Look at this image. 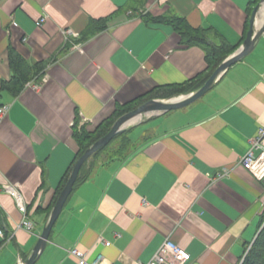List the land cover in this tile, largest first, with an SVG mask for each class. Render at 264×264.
<instances>
[{"label": "crops", "instance_id": "0c3cea01", "mask_svg": "<svg viewBox=\"0 0 264 264\" xmlns=\"http://www.w3.org/2000/svg\"><path fill=\"white\" fill-rule=\"evenodd\" d=\"M251 1L141 4L144 13L209 30L233 52L248 30ZM134 6L0 0V106H9L0 122V264H22L30 255L74 162L76 120L91 131L117 104L207 73L201 47L181 45L168 23L152 24ZM14 76L22 82L16 93L2 86ZM142 117L123 130L130 149L94 164L74 187L34 264H76L73 247L88 261L100 254V264H138L166 237L190 254L186 264H241L264 224V175L240 164L264 128V31L202 97L137 121ZM7 185L21 195L31 232L18 227L23 215Z\"/></svg>", "mask_w": 264, "mask_h": 264}, {"label": "trees", "instance_id": "16d2710c", "mask_svg": "<svg viewBox=\"0 0 264 264\" xmlns=\"http://www.w3.org/2000/svg\"><path fill=\"white\" fill-rule=\"evenodd\" d=\"M259 0H252L249 3L248 7V19L250 16V13L252 11V8L255 6V4ZM134 11H138V8L134 6ZM141 14V13H140ZM142 18L152 24H159V23H168L180 36V44L184 46H192L196 45L201 47L205 52V58L207 61V73L195 80L191 81L190 83H187L185 85H179L174 86L170 88H161L157 91H154L152 93H148L146 95L140 96L136 99H133L125 104H117L115 107V110L112 112L110 116L105 118L102 122H100L93 130H87L83 126H78V121L76 120L74 122L73 126V137L76 142L77 146V153L74 159V162L72 163L71 167L67 171L66 175L64 176V179L62 180L61 184L57 188L52 203L50 206V209L52 208L53 204L55 203V200L64 186L67 177L75 163V161L78 159V157L96 140H98L100 137H102L109 129L110 126L122 115L125 113L137 108L144 102L155 99V98H170L172 96H177L181 94H187L190 92H193L200 88L205 81L208 79L210 74L214 71V69L232 52V47H228V45L225 42H214L209 34L210 31L203 29V28H193L188 24L186 19L184 17L179 16H169L165 14L161 15H151L150 13H144L141 14ZM248 23V21H247ZM91 31L88 33H92ZM41 68L35 69V74H37L38 71H40ZM34 75V73L32 74ZM3 87H8L12 92L16 93L20 87L22 86V82L15 79V76L11 78L10 81L3 82ZM122 137L124 141V145H120L119 149H123L126 151L129 146V140L126 136H124V131L121 133H118L115 135L111 141L108 142L106 146L101 148L100 150L96 151L92 156L82 165L80 168L78 177L74 183V187L87 179L89 177L90 172L94 168L95 164V158L97 155L103 151L117 138ZM126 148V149H125ZM123 151V150H122ZM121 151V152H122ZM124 152V151H123ZM73 187V189H74ZM3 222L2 218L0 216V227L3 228ZM241 264H264V224L260 228L256 238L254 239L252 245L246 252Z\"/></svg>", "mask_w": 264, "mask_h": 264}, {"label": "water", "instance_id": "95a60500", "mask_svg": "<svg viewBox=\"0 0 264 264\" xmlns=\"http://www.w3.org/2000/svg\"><path fill=\"white\" fill-rule=\"evenodd\" d=\"M263 10V21L259 28H257V16ZM264 31V0H259L255 6L252 8L248 19V30L245 33V36L240 44V46L234 50L230 55H228L210 74L205 83L198 88L197 90L180 95L174 98H168L166 100L160 99H151L137 108L125 113L120 116L111 126V128L98 140L92 143L75 161L67 180L60 190L55 203L53 204L48 219L45 222L41 233L39 234L37 241L30 253V255L23 261L22 264H34L39 258L43 249L46 246L48 241L52 226L61 212L64 204L69 198L70 194L73 191L74 183L78 177L80 168L82 165L94 154L96 151L104 147L115 135L122 132L127 123L134 117H141L143 115L152 114V113H163L176 109L183 108L193 103L200 97H202L206 92H208L213 86L216 79L226 71L230 66H232L237 61L241 60L247 56L252 49L259 36Z\"/></svg>", "mask_w": 264, "mask_h": 264}, {"label": "built area", "instance_id": "2783aa9c", "mask_svg": "<svg viewBox=\"0 0 264 264\" xmlns=\"http://www.w3.org/2000/svg\"><path fill=\"white\" fill-rule=\"evenodd\" d=\"M45 17H42L37 24L44 22ZM45 81L42 78L41 83ZM41 83L35 84L34 88L38 89ZM9 106H0V122L8 113ZM257 152V153H256ZM240 164L249 170L254 176L261 177L264 175V128H260L256 136L251 140L249 150L241 157ZM262 169V171H261ZM4 189L10 196L15 199V204L23 218L18 227L25 229L28 232L33 230V222L27 216L26 205L19 194L18 190L13 186H4ZM0 236H4V230L0 227ZM105 246H109L110 242L103 240ZM68 253L75 259L76 264H100L102 256L100 254L92 260L88 261L85 253L77 247L71 248ZM190 259V254L175 243L170 237L164 238L154 254L146 262L138 264H186Z\"/></svg>", "mask_w": 264, "mask_h": 264}, {"label": "rangeland", "instance_id": "374dc122", "mask_svg": "<svg viewBox=\"0 0 264 264\" xmlns=\"http://www.w3.org/2000/svg\"><path fill=\"white\" fill-rule=\"evenodd\" d=\"M134 1V5L138 8V12L139 13H141V14H143L144 13V11H145V8L146 7H143L142 6V4L144 3V1L145 0H133ZM142 3V4H141ZM263 14V12L261 13V15ZM141 120H144V117H142L140 120H138V121H136V122H139V121H141ZM135 122V123H136ZM113 125V124H112ZM111 125V126H112ZM111 126H110V128H111ZM112 140V139H111ZM110 140V141H111ZM108 144V143H107ZM106 144V145H107ZM105 145V146H106ZM120 145H124V141H123V139H122V137H117L106 149H105V151H103V152H101V153H99L98 155H97V157L95 158V164L97 163V162H99V161H104V160H106V159H108V158H110V157H112L113 155H119V154H122V150H124V148L123 149H119V146ZM103 148V147H102ZM127 148V150H129L130 149V147L128 146V147H126ZM125 148V149H126ZM100 150V149H99ZM122 151V152H121Z\"/></svg>", "mask_w": 264, "mask_h": 264}, {"label": "bare ground", "instance_id": "6f19581e", "mask_svg": "<svg viewBox=\"0 0 264 264\" xmlns=\"http://www.w3.org/2000/svg\"><path fill=\"white\" fill-rule=\"evenodd\" d=\"M262 12H263V10L261 11V13H262ZM261 13H260V15H261ZM260 15H258L259 17L257 16V17H258V19H257L258 22H256L257 25L262 24V21H263V14H262V19H261ZM138 118H139V116H138V117H134L133 119H131V120L127 123V125H128L129 123H133V122L137 121Z\"/></svg>", "mask_w": 264, "mask_h": 264}]
</instances>
